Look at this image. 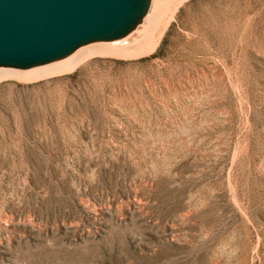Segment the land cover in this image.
<instances>
[{
    "label": "rangeland",
    "instance_id": "rangeland-1",
    "mask_svg": "<svg viewBox=\"0 0 264 264\" xmlns=\"http://www.w3.org/2000/svg\"><path fill=\"white\" fill-rule=\"evenodd\" d=\"M169 16L0 80V264H264V0Z\"/></svg>",
    "mask_w": 264,
    "mask_h": 264
},
{
    "label": "water",
    "instance_id": "water-1",
    "mask_svg": "<svg viewBox=\"0 0 264 264\" xmlns=\"http://www.w3.org/2000/svg\"><path fill=\"white\" fill-rule=\"evenodd\" d=\"M140 0H0V62L46 60L127 22Z\"/></svg>",
    "mask_w": 264,
    "mask_h": 264
},
{
    "label": "bare ground",
    "instance_id": "bare-ground-1",
    "mask_svg": "<svg viewBox=\"0 0 264 264\" xmlns=\"http://www.w3.org/2000/svg\"><path fill=\"white\" fill-rule=\"evenodd\" d=\"M178 2L180 0H140L131 18L112 32L79 42L46 60L0 62V80L7 77L32 80L62 73L73 69L86 57L102 51L116 53L137 47L145 51L155 44L161 24L172 15Z\"/></svg>",
    "mask_w": 264,
    "mask_h": 264
}]
</instances>
